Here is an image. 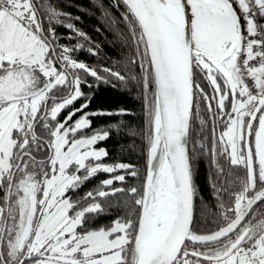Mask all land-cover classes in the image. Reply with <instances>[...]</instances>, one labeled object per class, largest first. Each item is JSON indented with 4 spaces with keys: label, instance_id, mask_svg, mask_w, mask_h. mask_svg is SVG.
<instances>
[{
    "label": "snow or ice",
    "instance_id": "6c2138e0",
    "mask_svg": "<svg viewBox=\"0 0 264 264\" xmlns=\"http://www.w3.org/2000/svg\"><path fill=\"white\" fill-rule=\"evenodd\" d=\"M121 6L119 18L101 14L126 51L93 67L72 55L84 44L56 31L98 56L80 16L56 0H0V264H264V0H113ZM101 85L140 89L142 176L101 163L109 130L85 131L128 114L91 109ZM199 157L214 200L201 209L215 225L205 232L194 222ZM109 198L125 214L88 228Z\"/></svg>",
    "mask_w": 264,
    "mask_h": 264
},
{
    "label": "trees",
    "instance_id": "16d2710c",
    "mask_svg": "<svg viewBox=\"0 0 264 264\" xmlns=\"http://www.w3.org/2000/svg\"><path fill=\"white\" fill-rule=\"evenodd\" d=\"M56 2L59 4L61 10L71 13L73 16H80V21L73 22L86 33L92 42L100 45L98 56L89 55L86 51L88 41L76 36L75 33H72L64 26L56 25L57 34L62 37L60 40L61 44L74 46L77 43H82L85 45V49L73 52L72 55L75 59L86 62L93 67L107 65L109 62L121 59L126 49L123 48L120 41L114 35L118 31L117 28L110 27L107 24L101 11L106 10L114 18H119L124 11L123 6L119 9L112 7L113 0H102L101 7L95 6L100 4L101 0H56ZM97 28L100 31H97ZM69 35L72 36V39H68ZM91 82L92 80L89 78V83ZM82 91L89 92L90 89L83 86ZM75 106L78 107L79 104ZM90 107L92 110L103 109L113 112H119L120 109H124L128 113L126 115L93 118L92 128L85 131L87 134H91L93 130H109V138L98 143L108 152V156L102 158L101 162L105 164L127 163L134 165L142 176L145 166L146 142L142 135L145 118L140 89L135 87L125 89L119 86L113 88L108 85H101L95 89L93 104ZM112 125H119V131L111 127ZM210 170L211 165L207 157H199L196 160L194 178L198 190V199L196 200L195 224L201 232L215 227L211 219L205 217L201 212V209L205 205L214 204V200L211 198V190L208 187ZM116 174H124V172L120 170L112 174H97L77 192L71 193L73 200L83 196L89 190H94L100 185L101 181L111 178V176ZM127 182L136 185L140 183L136 178H129ZM114 186L119 187L121 185L116 184ZM101 203L108 206L107 210L105 213L92 216L90 223L87 224V227L90 229L109 227L115 218L125 214L123 209L116 206V200L113 198L101 200Z\"/></svg>",
    "mask_w": 264,
    "mask_h": 264
},
{
    "label": "rangeland",
    "instance_id": "374dc122",
    "mask_svg": "<svg viewBox=\"0 0 264 264\" xmlns=\"http://www.w3.org/2000/svg\"><path fill=\"white\" fill-rule=\"evenodd\" d=\"M99 143V142H98ZM97 149H99V148H104L103 146H100L99 144H97L96 146H95ZM105 149V148H104ZM101 163H103V162H101ZM110 227V226H109ZM105 228H107V227H105Z\"/></svg>",
    "mask_w": 264,
    "mask_h": 264
},
{
    "label": "water",
    "instance_id": "95a60500",
    "mask_svg": "<svg viewBox=\"0 0 264 264\" xmlns=\"http://www.w3.org/2000/svg\"><path fill=\"white\" fill-rule=\"evenodd\" d=\"M195 217H196V202H195V215H194V222H195Z\"/></svg>",
    "mask_w": 264,
    "mask_h": 264
},
{
    "label": "flooded vegetation",
    "instance_id": "af4514ba",
    "mask_svg": "<svg viewBox=\"0 0 264 264\" xmlns=\"http://www.w3.org/2000/svg\"><path fill=\"white\" fill-rule=\"evenodd\" d=\"M196 218V217H195Z\"/></svg>",
    "mask_w": 264,
    "mask_h": 264
}]
</instances>
